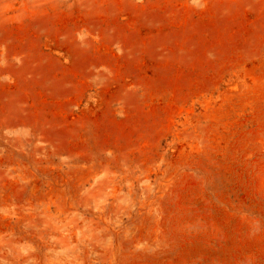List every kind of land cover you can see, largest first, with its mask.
Wrapping results in <instances>:
<instances>
[{
  "label": "rangeland",
  "instance_id": "obj_1",
  "mask_svg": "<svg viewBox=\"0 0 264 264\" xmlns=\"http://www.w3.org/2000/svg\"><path fill=\"white\" fill-rule=\"evenodd\" d=\"M0 264H264V0H0Z\"/></svg>",
  "mask_w": 264,
  "mask_h": 264
}]
</instances>
